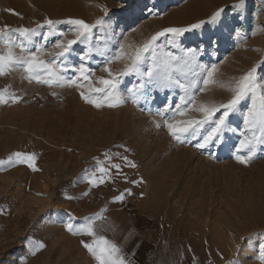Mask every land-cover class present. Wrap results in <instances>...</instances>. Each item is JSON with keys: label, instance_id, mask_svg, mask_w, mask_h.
Segmentation results:
<instances>
[{"label": "rangeland", "instance_id": "1", "mask_svg": "<svg viewBox=\"0 0 264 264\" xmlns=\"http://www.w3.org/2000/svg\"><path fill=\"white\" fill-rule=\"evenodd\" d=\"M237 3L0 0V27H35L33 21L42 23L46 18H78L88 23L103 18L112 25L115 36L123 33L119 43L132 52L164 28L206 21L201 29L179 39L185 48L203 49L207 54L199 57L200 62L207 64L211 59L216 63L215 79L227 84L253 66L264 76V0H246L243 18L232 8ZM145 5L156 14L145 11ZM220 8L225 10L222 21L207 23ZM58 27L68 28L65 24ZM93 33L94 47L115 50L116 42L106 33L99 29ZM68 38L73 37L69 34ZM72 60L78 62V56L74 54ZM102 61L93 55L89 66L100 67ZM111 67L122 70L125 62ZM106 75L96 71L92 80ZM123 80L121 89L127 94L137 80ZM9 86L23 99L18 104L0 105V161L16 152L35 153L41 170L0 166V264H95L80 244L82 237L67 232L64 221L68 213L79 222L105 207L107 219L98 222V233L122 245L126 252L134 251L130 258L135 264H193L194 258L195 264H225L237 253V244L241 264H264L261 240L254 238L264 235V148L247 165L231 158L227 150L215 152L216 158L210 159L191 145L173 141L166 129L155 127L159 117L140 111L131 102L97 109L79 95L82 90L91 95L92 87L102 85L66 87L58 89L60 96L54 97L46 86L29 84L18 76L0 78V89ZM178 94L176 89L170 98ZM165 95L167 90L156 93V102L148 105L153 113ZM229 95L225 89L210 86L198 95L197 102L219 103ZM189 115L199 118V114ZM232 119L237 127L240 117ZM229 135L231 143L238 138ZM106 151L127 156L136 167L117 159L114 162L122 170L115 181L91 188L83 174L94 167V158L103 160ZM141 179L142 183H132ZM125 189H131L132 195L124 204L113 203V197ZM29 241L44 247L31 255Z\"/></svg>", "mask_w": 264, "mask_h": 264}, {"label": "snow or ice", "instance_id": "2", "mask_svg": "<svg viewBox=\"0 0 264 264\" xmlns=\"http://www.w3.org/2000/svg\"><path fill=\"white\" fill-rule=\"evenodd\" d=\"M232 8L243 18L246 0H238ZM144 10L156 14L153 8L147 5ZM102 11L107 15L106 6L102 7ZM224 12L223 8L218 9L207 23L215 25L221 22ZM33 23L35 27L12 28L8 25L0 27V78L18 76L21 81H27L29 84L46 86L54 97L60 96L58 89L86 88L88 84L102 85L92 87L91 95L83 90L79 95L86 103L97 109L118 108L131 102L140 111H147L159 117V121H154L155 127L166 129L173 141L191 145L201 150L202 155L207 154L210 159L216 158L215 152L227 150L231 158L247 165L256 156L258 149L264 148V76L258 75V67L253 66L227 84L218 82L215 79L217 64L211 62V59L207 64L200 62L199 57L207 53L199 47L185 48L180 42L179 38L201 29L206 21L186 27L164 28L132 52H127L124 44L119 43V40L123 39V33L115 36L112 25L103 18L94 23L78 18H68L64 21L46 18L42 23L39 21ZM60 24L67 25V30L60 29L58 27ZM94 29L106 33L116 42L114 51L107 46L100 49L92 45ZM233 31L240 36L239 30L234 28ZM69 34L73 38H68ZM77 45L84 47L78 49ZM74 54L78 56V62L75 63L72 60ZM93 55L103 58L100 67L89 66ZM118 61L125 62V67L116 71L111 65ZM96 71H102L107 75L93 81L92 77ZM127 77L135 78L137 83L128 89L126 94L121 89V84L124 82L123 78ZM210 86L225 89L230 95L226 101L219 103L208 101L198 103V95L209 90ZM176 89H179L178 96L170 98ZM166 90L168 95H165L153 113L148 105L156 102V93ZM22 99L23 96L18 95L10 86L0 89V105L18 104ZM189 113L199 114V118ZM237 116L240 117V124L233 127L232 118ZM230 133L238 136L234 143L230 142ZM124 151L128 149L124 148ZM102 155L104 159L94 158V167L86 169L83 174L82 179L86 180L91 188L99 187L109 180L115 181L122 170L121 164L114 162L117 159L125 161L127 166L136 167L134 162L120 153L110 154L106 151ZM36 162L35 153L16 152L6 161H0V166L25 165L33 171H40ZM142 182V179L132 181L134 184ZM130 195L131 189H125L114 196L112 202L124 204ZM67 198L73 199L71 196ZM107 211L108 208L105 207L79 222L68 213L64 227L70 234L82 237L80 244L93 258L95 264H135L130 258L135 255L134 251L128 253L122 245L98 233L97 228L100 227L98 222L107 219L105 215ZM254 238L261 240L259 247L264 252V235L255 234ZM29 245L31 255H35L44 247L43 244L32 241H29ZM236 248L237 253L233 258L227 259L225 264H241L240 245L237 244Z\"/></svg>", "mask_w": 264, "mask_h": 264}]
</instances>
